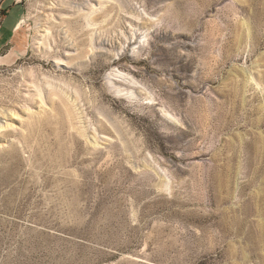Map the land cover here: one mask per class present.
Masks as SVG:
<instances>
[{"label": "rangeland", "instance_id": "obj_1", "mask_svg": "<svg viewBox=\"0 0 264 264\" xmlns=\"http://www.w3.org/2000/svg\"><path fill=\"white\" fill-rule=\"evenodd\" d=\"M0 264H264V0H0Z\"/></svg>", "mask_w": 264, "mask_h": 264}]
</instances>
